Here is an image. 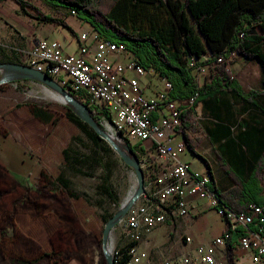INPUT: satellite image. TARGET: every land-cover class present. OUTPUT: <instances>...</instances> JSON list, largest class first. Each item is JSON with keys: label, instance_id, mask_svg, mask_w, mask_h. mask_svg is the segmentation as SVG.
I'll return each instance as SVG.
<instances>
[{"label": "rangeland", "instance_id": "1", "mask_svg": "<svg viewBox=\"0 0 264 264\" xmlns=\"http://www.w3.org/2000/svg\"><path fill=\"white\" fill-rule=\"evenodd\" d=\"M27 1L44 14L66 20L73 28L75 36L63 26L43 23L23 14L14 0H6L0 4V61L11 60L12 63L24 64V54L31 48L36 37L56 40L61 44L64 52H75L76 34L88 30L90 26L71 14L68 9L53 7L44 0ZM164 15L165 10L159 6L140 5L136 15L139 19L137 25L141 29H147L150 21L162 19ZM234 60L235 58H232L229 64ZM209 73L208 65L196 66L192 71L194 78L200 84ZM148 75L153 78L152 85L155 88L160 85L158 78L152 72ZM18 84L25 88H20ZM51 92L57 94L51 88L31 80L15 79L0 84V130L3 129L7 135L5 138L0 136V162L5 164L17 179L30 186L36 184L41 171L47 177L53 179L61 176L68 182L67 193L63 189L49 185L48 188L41 190L42 193L46 191L55 193L61 201L55 202L49 199L46 205H37L36 228L32 231L35 247H14L15 238L10 232V236L8 235L6 239L9 240L8 244L1 243L0 236V264H15L14 259L22 262L32 261L42 253L49 252L47 247H44V240L56 228H60L67 239L79 237L80 242L78 247H72L69 256L63 255L59 258L62 259L61 261L57 259L58 263L51 262V264H101V257L105 261L102 249L96 246L93 238L101 237L105 222L120 209L136 187L133 170L126 167L113 149L111 153L103 146L96 149L87 131L66 119L67 105L52 101L49 97ZM231 99L234 105L235 101L232 97ZM26 104L41 108L51 117V121L40 122L29 114V107H17ZM196 110L197 106L191 112L192 125L186 131L192 140H197V145L202 139V132L195 117ZM114 140L119 146H126L125 141H118L115 138ZM135 142L134 139H129L128 144L133 145ZM96 150L98 155H95ZM135 154L146 178L150 173L146 162L154 164L159 158L146 154L138 148ZM181 155V160L189 162L192 169L205 173V164L197 153H193L186 146ZM107 162L110 163L111 169L107 167L103 169V163ZM210 162L218 189L220 191L232 189L234 183L223 170L220 157L213 155ZM0 181L9 183L14 179L6 172L0 171ZM103 183H107L110 187L114 200H109L103 194ZM47 184L45 180L41 182L42 186ZM69 193L75 198L69 196ZM200 202L202 206L191 208L187 216L169 218L155 228L139 243V247L145 249L153 259H158L183 252L186 249L183 244L184 236H189L191 246H194L219 235L218 228L221 226V230L223 229V220L214 209L207 206L206 200ZM203 205L206 206V210L201 214L198 208H203ZM125 243L127 241L119 225L116 224L110 233L111 254ZM233 245L235 247L233 253L226 251L224 254L227 259L225 264H252L248 254L240 250L236 242ZM38 264H47V262L42 261Z\"/></svg>", "mask_w": 264, "mask_h": 264}, {"label": "built area", "instance_id": "2", "mask_svg": "<svg viewBox=\"0 0 264 264\" xmlns=\"http://www.w3.org/2000/svg\"><path fill=\"white\" fill-rule=\"evenodd\" d=\"M76 42V51L67 53L58 41L36 37L24 54V65L78 96L113 139L126 143L134 139L144 153L159 158L154 164L146 162L150 173L144 178V192L117 222L124 239L133 243L127 248L125 264H225L224 238L234 235L236 245L248 254L252 264H264V206L249 203L245 210L230 209L208 186L209 176L180 158L187 145L178 127L182 115L195 110V96L177 101L171 96L172 84L166 77L145 70L123 44L104 39L91 27L76 34ZM231 59L225 60L228 66ZM194 63L190 61V65ZM151 72L160 87L153 97H147L139 79ZM200 200H206L222 218L224 227L219 235L194 246L191 238L184 236L183 252L158 259L139 247L155 228L169 218L187 216ZM112 257L115 264L120 259L115 250Z\"/></svg>", "mask_w": 264, "mask_h": 264}, {"label": "trees", "instance_id": "3", "mask_svg": "<svg viewBox=\"0 0 264 264\" xmlns=\"http://www.w3.org/2000/svg\"><path fill=\"white\" fill-rule=\"evenodd\" d=\"M6 0H0V4ZM23 14L40 22L56 24L74 30L61 17H54L42 13L27 0H14ZM53 7L68 9L75 12V16L87 23L104 39L117 44H123L131 51L137 62L145 70L153 71L157 76L166 77L172 84L171 96L177 101H184L195 96V105L198 102L211 103L217 107L222 104L218 101L221 96L229 95L247 104L255 105V97L264 94L263 91L251 90L245 92L238 80L232 75L228 62L229 57L240 56L247 60L259 54L264 43V0H44ZM140 5H155L165 10L162 19L150 21L147 29L137 25V12ZM205 56V59L202 57ZM202 59V60H201ZM222 59L223 61H218ZM195 60L193 65L190 61ZM0 63H12L11 60H2ZM208 65L210 73L200 84L192 74L196 66ZM1 76V74H0ZM20 88H25L18 84ZM71 95L81 102L75 94ZM29 107V114L43 123L51 121L41 108L35 105H17ZM65 117L68 121L87 131L89 139L95 148L105 147L109 153L112 148L101 139L86 123L65 106ZM93 119L98 123L96 113L87 107ZM192 110L182 115L178 127L186 141L187 147L195 153L197 140H192L186 129L192 125ZM212 113H209V116ZM214 124L224 135V127L220 119ZM99 124V123H98ZM100 125V124H99ZM3 129L0 133L6 135ZM231 134V132H229ZM232 144L226 151L221 149L219 154L225 173L232 179L234 186L228 191H220L212 175L207 160L200 157L205 164V173L209 176L208 186L215 192L220 202L234 211L246 209L249 203L264 206V145L259 147L258 155L251 154L243 145L238 133L233 130ZM134 153L139 143H126ZM143 152V151H142ZM98 155V151H95ZM103 169H111L110 163H103ZM128 167V166H126ZM129 168V167H128ZM40 178L47 181V185L63 189L66 193L68 182L61 176L47 177L43 171ZM103 194L114 200V194L107 183H103ZM69 196L75 198L69 193ZM96 246L101 247V237L93 238ZM237 235L224 238L226 249L231 252L232 244ZM79 237L72 238V242L58 252H44L32 261L22 262L13 260L15 264H38L42 261L58 263L61 256H69L72 247L79 246ZM133 243L127 241L123 247L115 251L120 255L116 264H125L129 256L127 248ZM52 263V264H53ZM101 264L105 261L101 257Z\"/></svg>", "mask_w": 264, "mask_h": 264}, {"label": "crops", "instance_id": "4", "mask_svg": "<svg viewBox=\"0 0 264 264\" xmlns=\"http://www.w3.org/2000/svg\"><path fill=\"white\" fill-rule=\"evenodd\" d=\"M233 58H235V60L229 64V67L232 71V75L241 85V88L245 92H249L251 90L263 91L264 43L261 45L259 54L255 58L247 60L237 55ZM152 80L153 78H150V75H145L139 79L143 92L147 97H153L160 86L158 84L155 88L154 85H152ZM254 99L256 103L255 105L244 103L238 99L234 100L235 102L233 105L231 97L226 95L219 98L218 101H222V104L218 107L211 103L205 104L203 102H198L196 104L197 110L195 111V117L198 120V125L200 127V131L202 132V139L199 144L195 146V153L207 160L210 165L216 187L217 184L215 174L210 159L212 160L213 155H217L219 157V154L221 153L220 150L224 149L226 151L228 145H230L231 153L234 152L231 138L233 130L239 134L244 147L251 154L258 155L260 153L259 147L264 145V94L258 95ZM233 106H235V108ZM209 113H212V116H209ZM203 114L205 117H203ZM218 118L220 119V123H222L223 127L227 126V128L224 127V135L221 134L218 127L214 124L219 121L217 120ZM229 132H231V134ZM193 135L194 133L192 136ZM6 136L7 135L1 137L5 138ZM176 139L179 140L180 137L177 136ZM198 205L202 206V203L198 201L191 208H196ZM205 208L206 206L203 205V208H198V211L203 214L206 210ZM218 229L219 234L221 232V226Z\"/></svg>", "mask_w": 264, "mask_h": 264}, {"label": "flooded vegetation", "instance_id": "5", "mask_svg": "<svg viewBox=\"0 0 264 264\" xmlns=\"http://www.w3.org/2000/svg\"><path fill=\"white\" fill-rule=\"evenodd\" d=\"M0 135L5 136L2 133ZM0 171L6 172L10 178L14 179V181L9 183L0 181L1 243L8 244L9 240L6 239L11 234L15 238L13 240L14 247H35L32 231L36 228L37 205H46L49 199L55 202L61 200L51 191L42 193L41 190L49 186L41 185L44 180L40 178V174L37 177L36 184L30 186L17 179L2 162H0ZM30 219L32 220L31 222ZM42 242L43 240H41ZM71 242L72 238L67 239L61 229L56 228L44 240V247H47L49 252H58L63 251ZM61 260L59 259V261ZM47 264H50V262H47Z\"/></svg>", "mask_w": 264, "mask_h": 264}, {"label": "water", "instance_id": "6", "mask_svg": "<svg viewBox=\"0 0 264 264\" xmlns=\"http://www.w3.org/2000/svg\"><path fill=\"white\" fill-rule=\"evenodd\" d=\"M0 84L9 82L15 79L31 80L39 82L44 86L51 88L60 97H62L64 104L70 107L73 112L86 123L101 139H103L122 159L123 163L133 170L136 178L135 190L129 194L125 199L120 209L115 212L104 224L101 233V249L106 264H115L111 249L109 246L110 233L117 222L130 210L135 202L144 192V172L140 165L136 154L128 147L119 146L116 141L102 128L91 116L87 106L82 102L76 100L71 92L67 91L59 84H57L48 75L37 71L36 69L24 64L17 63H0Z\"/></svg>", "mask_w": 264, "mask_h": 264}, {"label": "bare ground", "instance_id": "7", "mask_svg": "<svg viewBox=\"0 0 264 264\" xmlns=\"http://www.w3.org/2000/svg\"><path fill=\"white\" fill-rule=\"evenodd\" d=\"M49 97L52 99V101L54 100V101H57V102H60V103H64L62 97H60V96L57 95V94H54V93L51 92V93L49 94Z\"/></svg>", "mask_w": 264, "mask_h": 264}]
</instances>
